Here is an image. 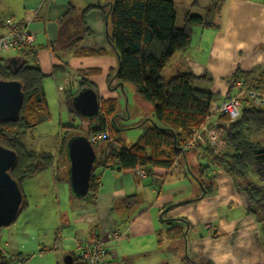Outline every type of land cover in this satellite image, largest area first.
Segmentation results:
<instances>
[{"label":"crops","instance_id":"1","mask_svg":"<svg viewBox=\"0 0 264 264\" xmlns=\"http://www.w3.org/2000/svg\"><path fill=\"white\" fill-rule=\"evenodd\" d=\"M95 1L0 0V23L12 19L26 25L35 35L36 46V49H9L17 52L13 56L6 54V50L1 60L13 61L17 56L28 58L29 64L40 66L49 75L55 65H64V72L44 80L53 85L58 97L61 89L64 98L66 88L78 89V79L85 69L99 68L101 73L89 78L97 84L100 97H121L115 80L114 87L107 84V76L118 68L119 60L107 41L102 9L87 12V25L94 33L81 44L105 47L109 53L76 56L59 44V18L69 9L70 3L80 15L84 7ZM221 16L219 27L195 28L190 46L177 51L163 73L167 77L184 72L207 75L197 80L196 85L218 94L215 101L219 102L239 92L237 86L231 90L230 82L237 69L254 70L250 77L244 76L249 80L244 85H257L264 91V0H225ZM7 29L5 25L0 26V35ZM77 31L79 29L70 27V33ZM131 105L135 115L136 105ZM211 116L209 122L219 126L221 114ZM129 118L130 112L125 109L121 120ZM206 149L200 146L188 151L176 170L159 165L148 168L145 177L133 168L122 171L103 168L97 195L76 197L86 199H80L77 204L71 202L69 212L68 209L58 210L55 231L38 240L37 246H33L35 239L31 241L35 235L12 233L10 241H6L5 246L0 244V248L9 255L25 258L21 264H62L59 249L63 256L73 257L71 263L65 264H84L78 255L77 243L102 237L117 257L114 264H182L185 255L197 264H264V226L247 213L245 195L219 160L211 158ZM200 163L210 165L208 173L214 177L211 193L190 176L191 171L200 175ZM129 195L138 197L131 207L124 203ZM197 197L198 200H194ZM64 214L68 216L67 222ZM169 218L179 219L174 221L186 229L183 238L168 239ZM116 229L125 235L109 239L108 233ZM163 251L169 253L165 258L161 255Z\"/></svg>","mask_w":264,"mask_h":264},{"label":"trees","instance_id":"2","mask_svg":"<svg viewBox=\"0 0 264 264\" xmlns=\"http://www.w3.org/2000/svg\"><path fill=\"white\" fill-rule=\"evenodd\" d=\"M224 1L220 0L214 9H208L209 13L206 15L187 12L182 27L177 25L174 0H96L84 7L80 15L71 2L69 9L59 18V44L67 50H72L76 56H103L109 53L108 48L84 47L81 44L87 36L94 33L87 25V12L94 8L102 9L107 25V41L119 60L118 68L107 76V84L110 87L118 85L121 97H100L97 84L89 78L101 73L99 68L85 69L80 74L82 76L78 79L79 91L89 87L99 94L100 108L95 117L80 115L73 104L74 96L78 92H72V87L66 89L67 106L72 113L83 116L85 122L81 125H62L65 131L58 147L60 159L66 158L70 162L67 156V142L71 136L83 134L90 137L94 132L105 128H109L113 134L112 141L105 138L94 144L97 160L87 196L94 198L97 195L101 177L99 170L103 168L122 171L133 168L136 164L147 169L158 165L170 167L175 158L182 159L188 151L195 149L184 150L185 153L183 151L185 143L193 137L195 129L200 128L211 117L212 102L219 95L197 87V80L206 78L207 75L197 76L192 72H184L167 77L163 72L177 51L190 46L195 28L219 27ZM195 3H198V0ZM3 25V22L0 23V26ZM70 27L79 31L72 34ZM64 70V65H55L49 75L44 73L40 66L29 64V59L21 56L15 57L13 61H0V80H19L24 92L18 118L0 122V143L15 150L19 156L11 174L20 186L26 178L33 177L55 164L56 155L53 152L29 149L23 141V136L29 130L51 120L44 80L47 76L60 74ZM253 73L254 70L243 72L237 69L230 81L231 90L237 86L263 91L257 85H244L249 81L244 79V76L247 78ZM114 80L116 84L112 85ZM240 93L239 89L238 94ZM244 95L241 94V97ZM231 96L232 94L225 98ZM137 99H143L153 105L151 115H144L143 107L138 104ZM126 104L129 111L130 104L136 105L134 113L141 117L137 126L142 132L131 141L125 140V133L130 128L121 120L120 108ZM244 105L246 108L238 119L231 121L227 114L219 118L218 128L224 132V149L221 152L216 153L207 144L201 146H206L209 156L219 160L226 172L233 177L246 197L247 213L264 226V188L251 179V175L256 173L258 178L264 181V146L249 136L250 129L264 131V106L255 105L248 97H245ZM209 167V164L200 163V175L194 174L193 171L190 174L192 179L204 185L207 193H211L214 184V177L208 173ZM57 168L61 179L70 184V175L63 173L59 166ZM22 191L23 210L26 199L25 192ZM72 195L76 197L73 193ZM137 199V195H129L124 203L131 207ZM181 219L186 221L185 218ZM168 220L171 221L168 239L183 238L186 229L174 221L179 219ZM3 252V248H0V264H12L15 257L19 258L21 263L25 259L21 255L7 256ZM182 264L197 263L185 255Z\"/></svg>","mask_w":264,"mask_h":264},{"label":"rangeland","instance_id":"3","mask_svg":"<svg viewBox=\"0 0 264 264\" xmlns=\"http://www.w3.org/2000/svg\"><path fill=\"white\" fill-rule=\"evenodd\" d=\"M98 1L100 2V0ZM195 1L196 0H174L177 9V25L179 27L183 26L184 16L187 12L206 15L209 13L208 9H214L216 5H218L220 0H198V3H195ZM16 53L17 52L8 50L6 54L13 56ZM46 83H44L46 98L48 102V107L52 114L51 115L52 118L50 121L41 124L32 130H29L23 136V139L28 144L29 149L38 150V151L47 150L53 152L56 155L54 162L55 164L50 168L44 169L41 173L39 172L35 176L26 178L25 180L22 181L21 188L25 192L26 206L21 211L17 220L13 224L7 227H2L0 229V241L1 240L3 241L0 244L3 246H5L6 241H10L12 233L15 234L18 233L21 236L27 234L29 236L35 235L33 236L31 241L33 242V239H35L36 243H34L33 246L34 247L37 246L38 240L41 241L42 239H45L47 234H51L52 230L55 231L53 227L56 226V216L57 215L59 216L58 210L68 209L67 211L69 212V206L71 202L77 204V201H80V199H86V198H76L72 195L73 192L71 190L70 184L67 181L61 179V173L57 168V166H59L60 170L63 173L65 174L68 173V176L70 175L69 174L70 162H68L66 158L60 159L58 157V147L60 144L62 134L65 131V128L62 125H81L85 122V120L83 116L72 113L70 111L69 107L67 106V103L65 102V98L61 89L59 91L60 95L58 97L53 85L49 84L48 82ZM76 86L78 85H75L74 87ZM51 89L53 92L51 91ZM71 89L72 92L79 91V87L77 90L73 88ZM129 91L130 89L128 88V92ZM245 97L246 95L242 97L243 101L245 100ZM137 101L138 104L143 107V110L146 112V114L148 115L152 114V109H153L152 104H149L143 99H137ZM243 107H245V105ZM125 109L126 111L131 112V117L128 120H123L124 122H126L125 125H128L130 128L125 133L126 135L125 140L131 141L134 138H136V136L139 133L142 132V129H139V127L137 126V123L140 122L141 117L137 115L132 116L134 107H132L131 104H130V111L127 109V104H126V106H122L120 108V112L125 113ZM216 126L218 127V125L215 122H213V124L209 127H216ZM98 133L102 134L103 136L98 141L94 142L92 138L95 134ZM249 136L252 140L258 141L262 144V146H264V131H257L255 129H252L249 131ZM112 137L113 134L110 131V129L105 128L104 130L94 132L88 138L91 140V142L97 144L103 141V139L105 138H109L112 141ZM210 141L212 142V139H210ZM180 160L181 159H178L177 168L173 167L176 158L170 167L167 166L166 167L168 169L171 168L176 170L179 168ZM136 165H140V164H136ZM100 171L101 170H99V172ZM251 179H254L255 182L261 184V186L264 188V181L260 180L256 173H253L251 175ZM58 199L60 200V202H58ZM65 220L66 222L68 220V216H66V214H64V221ZM60 229H62V227H60ZM63 229H64V233L67 232L65 226ZM76 249L79 255V249L77 248V246ZM58 252L60 253V262L62 264H65L66 255L63 256L61 249H59ZM161 255L162 258H165L166 256L169 255V253L163 251L161 252Z\"/></svg>","mask_w":264,"mask_h":264},{"label":"water","instance_id":"4","mask_svg":"<svg viewBox=\"0 0 264 264\" xmlns=\"http://www.w3.org/2000/svg\"><path fill=\"white\" fill-rule=\"evenodd\" d=\"M23 98L24 92L19 80H0V122L18 118ZM73 104L80 115L93 118L99 112V94L93 88H83L74 96ZM212 124L209 123V126ZM67 156L70 161L71 190L76 197H85L90 190L97 160L95 146L86 135L71 136L67 142ZM18 160L19 156L15 150L0 143V227L13 224L22 211L24 194L20 184L11 174V169L17 165ZM72 260V255L65 257L66 263H71Z\"/></svg>","mask_w":264,"mask_h":264},{"label":"built area","instance_id":"5","mask_svg":"<svg viewBox=\"0 0 264 264\" xmlns=\"http://www.w3.org/2000/svg\"><path fill=\"white\" fill-rule=\"evenodd\" d=\"M3 24L7 26L8 29L0 35V60L3 58V52L9 49H36L34 44L35 35L27 28V26L12 19H7ZM240 90V94L223 98L219 102L213 101L211 105V113H219L221 115L227 114L231 121L238 119L244 106L241 94H245L255 105L264 106L263 91L254 90L248 87H240ZM209 118L200 128L195 129L193 137L185 143L183 150L197 148L202 144H207L216 153H219L224 149L222 141L223 132H221L217 126L209 127ZM102 136L103 135L99 133L95 134L92 140L96 142L102 138ZM210 139H212V142ZM177 166L178 158H176L173 167L177 168ZM133 170L142 177L148 175V170L141 165L134 166ZM124 235L125 233L120 229L108 233L109 239L114 240L120 239ZM77 248L79 249V256L84 264H114L117 258L116 255L109 250L106 241L102 237L83 239L82 242L77 243ZM3 251L5 255H9L5 250ZM12 264H21V260L19 258H14Z\"/></svg>","mask_w":264,"mask_h":264}]
</instances>
